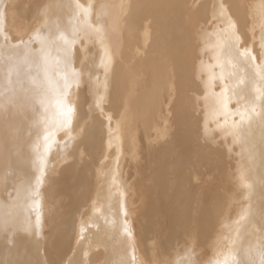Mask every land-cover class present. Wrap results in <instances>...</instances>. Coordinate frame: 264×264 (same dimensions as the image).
Masks as SVG:
<instances>
[{
  "label": "bare ground",
  "instance_id": "6f19581e",
  "mask_svg": "<svg viewBox=\"0 0 264 264\" xmlns=\"http://www.w3.org/2000/svg\"><path fill=\"white\" fill-rule=\"evenodd\" d=\"M0 264H264V0H0Z\"/></svg>",
  "mask_w": 264,
  "mask_h": 264
},
{
  "label": "rangeland",
  "instance_id": "374dc122",
  "mask_svg": "<svg viewBox=\"0 0 264 264\" xmlns=\"http://www.w3.org/2000/svg\"><path fill=\"white\" fill-rule=\"evenodd\" d=\"M174 216H175V217H173V219H175V220H176V218L178 219V217H176V215H174ZM173 229H174V228H173ZM173 229H172V231H174ZM168 230H169V229H168Z\"/></svg>",
  "mask_w": 264,
  "mask_h": 264
}]
</instances>
